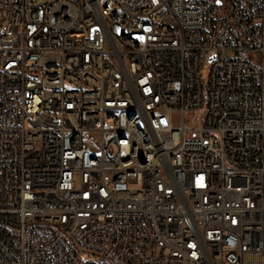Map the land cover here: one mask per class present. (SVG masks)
I'll use <instances>...</instances> for the list:
<instances>
[{
  "label": "built area",
  "instance_id": "obj_1",
  "mask_svg": "<svg viewBox=\"0 0 264 264\" xmlns=\"http://www.w3.org/2000/svg\"><path fill=\"white\" fill-rule=\"evenodd\" d=\"M0 264H264V0H0Z\"/></svg>",
  "mask_w": 264,
  "mask_h": 264
},
{
  "label": "rangeland",
  "instance_id": "obj_2",
  "mask_svg": "<svg viewBox=\"0 0 264 264\" xmlns=\"http://www.w3.org/2000/svg\"><path fill=\"white\" fill-rule=\"evenodd\" d=\"M174 122H175V123H178V116H175V117H174Z\"/></svg>",
  "mask_w": 264,
  "mask_h": 264
}]
</instances>
